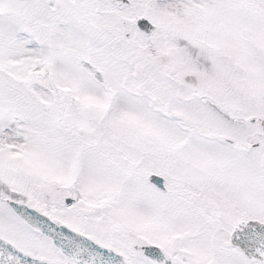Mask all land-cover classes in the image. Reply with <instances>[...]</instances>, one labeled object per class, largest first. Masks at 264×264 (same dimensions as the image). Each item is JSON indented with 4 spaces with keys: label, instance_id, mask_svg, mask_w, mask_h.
<instances>
[{
    "label": "snow or ice",
    "instance_id": "1",
    "mask_svg": "<svg viewBox=\"0 0 264 264\" xmlns=\"http://www.w3.org/2000/svg\"><path fill=\"white\" fill-rule=\"evenodd\" d=\"M0 264H264V0H0Z\"/></svg>",
    "mask_w": 264,
    "mask_h": 264
}]
</instances>
